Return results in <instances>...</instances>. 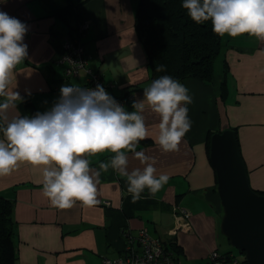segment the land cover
<instances>
[{
	"label": "crops",
	"instance_id": "crops-1",
	"mask_svg": "<svg viewBox=\"0 0 264 264\" xmlns=\"http://www.w3.org/2000/svg\"><path fill=\"white\" fill-rule=\"evenodd\" d=\"M138 0H0V11L24 23L28 31L23 42L28 56L18 64L9 91L19 92L9 116L34 117L43 114L60 99L62 86H83L86 73L67 77L59 61L68 40L70 24L86 21L83 36L88 66L101 81H112V95H123L127 85L151 84L144 50L134 28ZM74 4L69 25L52 13ZM222 37L223 46L214 61L210 81L188 77L181 81L192 97L186 105L191 129L178 151L164 152L155 142L159 135V115L145 101L148 138L138 143L156 161L157 176L170 179L156 195L145 188L142 198L131 203L127 178L111 168L101 172L97 186L99 203L76 201L71 208L53 207L42 192L40 167L21 162L10 175L0 176V195L13 198L15 264H100L103 257L123 256L125 232L137 244L140 234L151 239L175 240L183 252L178 264H208V254L216 249L235 254L220 231L221 199L205 146L209 132L235 128L238 146L246 166L250 186L264 191V39L248 33ZM64 65V68H63ZM102 81V82H104ZM224 81V82H223ZM111 83V82H110ZM225 86L224 94L222 86ZM223 95V96H221ZM6 97H1L3 102ZM143 99V90L127 94L122 106L133 111V100ZM0 139L3 133L0 131ZM98 169L114 153L85 154ZM128 171L143 168L134 154L127 152ZM185 229H176L184 221ZM169 229L171 230L169 232ZM158 237V238H157ZM165 242V241H164Z\"/></svg>",
	"mask_w": 264,
	"mask_h": 264
},
{
	"label": "clouds",
	"instance_id": "clouds-1",
	"mask_svg": "<svg viewBox=\"0 0 264 264\" xmlns=\"http://www.w3.org/2000/svg\"><path fill=\"white\" fill-rule=\"evenodd\" d=\"M182 7L197 24L210 20L212 31L220 36L248 33L264 39V0H183ZM27 31L24 23L0 11V97H6L0 102V176L10 175L21 162L40 167L43 195L61 209L71 208L76 201L88 206L99 203L97 186L101 172L109 168L127 178L125 194L131 195V203L144 198L145 188L154 197L170 177L165 173L157 176L155 159L143 150L136 151L139 141L148 138L145 101L159 115L155 142L164 152L178 151L191 129L188 89L163 75L143 90L142 100H133L134 110L129 112L99 84L94 90L62 86L60 99L50 111L32 118L10 117V110L22 100L19 92L9 91L8 86L15 67L28 56L23 42ZM156 71L164 72L165 66ZM105 151L115 155L94 169L85 154ZM127 152L144 167L129 172ZM124 234L128 244L130 232Z\"/></svg>",
	"mask_w": 264,
	"mask_h": 264
},
{
	"label": "trees",
	"instance_id": "trees-1",
	"mask_svg": "<svg viewBox=\"0 0 264 264\" xmlns=\"http://www.w3.org/2000/svg\"><path fill=\"white\" fill-rule=\"evenodd\" d=\"M182 3L183 0H138L136 4L134 28L146 56L151 82L163 75H169L177 81L188 77L210 81L214 75V61L223 46L222 38L212 31L210 20L201 24L191 20L187 10L182 7ZM73 6V3L72 5H66L52 13V15L61 18L69 25L70 16H76ZM82 23V20H76L74 25L73 23L70 24L68 39L80 36L79 38L83 41L84 33L88 28L80 29ZM82 45L84 48L83 42ZM83 56L87 57L88 60L89 56L85 49ZM160 65L165 66L164 72L156 71V68ZM108 82H111V85L106 89L107 93L117 100L123 98L122 102H124L127 94L144 90L140 83L130 84L125 87L124 96L112 95L110 90L114 85H112V81ZM225 91L223 85L221 92L224 94ZM232 129L238 144L236 129ZM211 134L212 132L208 133L205 141L208 158ZM139 142L148 145L152 143V140L147 138ZM253 190L259 194H264V191ZM12 208L13 198L0 195V264H15L16 255L12 241ZM164 241L163 250L168 254V261L170 264H178V258L183 252L182 248L175 240L167 241L165 239ZM221 254L228 256L230 252ZM228 259L230 257H227ZM240 260L243 264H246L244 256L240 257Z\"/></svg>",
	"mask_w": 264,
	"mask_h": 264
},
{
	"label": "water",
	"instance_id": "water-1",
	"mask_svg": "<svg viewBox=\"0 0 264 264\" xmlns=\"http://www.w3.org/2000/svg\"><path fill=\"white\" fill-rule=\"evenodd\" d=\"M209 159L223 209L220 231L244 253L246 264H264V194L255 192L248 182L232 128L211 134Z\"/></svg>",
	"mask_w": 264,
	"mask_h": 264
},
{
	"label": "built area",
	"instance_id": "built-area-1",
	"mask_svg": "<svg viewBox=\"0 0 264 264\" xmlns=\"http://www.w3.org/2000/svg\"><path fill=\"white\" fill-rule=\"evenodd\" d=\"M88 28L89 25L83 21L80 29ZM80 37V36H79ZM79 37L68 39L64 45V51L59 57L60 62L65 64L64 74L67 77L77 76L79 71L83 69L86 73V83L82 89L96 88V85H101L105 90L111 85L110 82H102L97 72H94L87 64V57L83 56L84 48ZM107 92V90H106ZM108 94V93H107ZM120 105L122 101L115 99ZM1 101V97H0ZM183 213L184 221L178 225L176 229H185L188 220L187 212L184 209H179ZM163 242L159 239H151L140 234L137 244L129 241L126 246V252L123 256L118 257H103L100 264H170L168 254L163 250ZM236 254L230 253L228 256L222 255L215 249L208 254V264H243ZM227 257L230 259L227 260Z\"/></svg>",
	"mask_w": 264,
	"mask_h": 264
},
{
	"label": "rangeland",
	"instance_id": "rangeland-1",
	"mask_svg": "<svg viewBox=\"0 0 264 264\" xmlns=\"http://www.w3.org/2000/svg\"><path fill=\"white\" fill-rule=\"evenodd\" d=\"M222 38V37H221ZM223 40V39H222ZM60 61V60H59ZM63 68H64V65H63ZM83 72L82 69L79 71V73ZM78 73V75H79ZM86 83V82H85ZM85 85V84H84ZM84 85L82 86V88L84 87ZM176 209H182L181 207H177V206H174ZM171 230L169 229V232ZM158 238V237H157ZM159 240H162L160 237L158 238ZM232 249H235L233 246H232ZM236 252V256H238L239 258L240 257H243L244 256V253H239L237 250H234ZM209 259H206V262H208Z\"/></svg>",
	"mask_w": 264,
	"mask_h": 264
},
{
	"label": "bare ground",
	"instance_id": "bare-ground-1",
	"mask_svg": "<svg viewBox=\"0 0 264 264\" xmlns=\"http://www.w3.org/2000/svg\"><path fill=\"white\" fill-rule=\"evenodd\" d=\"M123 98H120V101L122 100Z\"/></svg>",
	"mask_w": 264,
	"mask_h": 264
}]
</instances>
